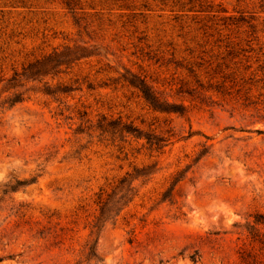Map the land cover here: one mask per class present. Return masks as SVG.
<instances>
[{
  "label": "rangeland",
  "instance_id": "1",
  "mask_svg": "<svg viewBox=\"0 0 264 264\" xmlns=\"http://www.w3.org/2000/svg\"><path fill=\"white\" fill-rule=\"evenodd\" d=\"M66 48L92 56L8 89ZM130 76L183 115L151 110ZM45 82L73 91L59 105ZM76 111L174 135L160 152L99 143L74 135ZM122 179L132 200L95 228L96 195ZM253 257L264 263V0H0V264Z\"/></svg>",
  "mask_w": 264,
  "mask_h": 264
},
{
  "label": "trees",
  "instance_id": "2",
  "mask_svg": "<svg viewBox=\"0 0 264 264\" xmlns=\"http://www.w3.org/2000/svg\"><path fill=\"white\" fill-rule=\"evenodd\" d=\"M91 56L92 54H89V52L83 48H66L62 52H53L50 55L23 67L20 74L14 73L13 77L6 81L8 89L18 87L16 84L20 78H23L26 81H37L40 83L39 80H42L45 77L59 74V69L61 67L68 69L69 65ZM123 79L128 86L135 89L141 95L148 107L154 112L183 115L184 109L182 106L172 105L162 101L160 96L146 84L145 79H140L135 76H130L129 79ZM72 91L73 90L70 87L60 84L51 87L47 82H45L42 85V89L39 90L38 93L44 97L52 99L60 105L61 96L67 95ZM23 101L24 93H15L6 99L4 104H8L9 107H13L15 104L22 103ZM59 116H62V113H60ZM75 116L80 121V124L74 131V135H85L89 139L95 138L99 143H113L116 139L122 142L124 138L125 140L126 138H131L134 140H143L147 149L160 152L169 145L174 135L171 130H167L164 134L160 135H156L154 133H144L132 124L123 123L120 119L109 120L103 116L100 117L95 124H92L91 121L85 120L87 117V113L85 111H76ZM68 120L71 119L68 118ZM132 191L133 188H131L130 183L127 184L126 179L118 181L117 185L111 188L109 193L100 190L96 195L95 201V205L98 208V216L95 219L94 227L97 228L102 222L118 216L122 209L132 200ZM257 223L260 222L257 221ZM246 259L250 258L248 257ZM243 260L245 261V258ZM246 264H261V262L256 257H253L250 260V263Z\"/></svg>",
  "mask_w": 264,
  "mask_h": 264
}]
</instances>
